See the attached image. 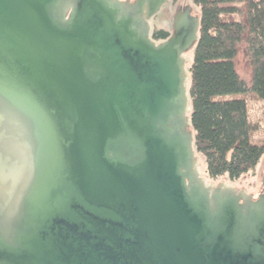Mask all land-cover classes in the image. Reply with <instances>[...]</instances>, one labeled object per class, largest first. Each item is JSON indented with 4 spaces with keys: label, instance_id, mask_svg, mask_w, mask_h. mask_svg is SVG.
<instances>
[{
    "label": "water",
    "instance_id": "obj_1",
    "mask_svg": "<svg viewBox=\"0 0 264 264\" xmlns=\"http://www.w3.org/2000/svg\"><path fill=\"white\" fill-rule=\"evenodd\" d=\"M170 1L0 0V264H264V170L203 177Z\"/></svg>",
    "mask_w": 264,
    "mask_h": 264
},
{
    "label": "trees",
    "instance_id": "obj_2",
    "mask_svg": "<svg viewBox=\"0 0 264 264\" xmlns=\"http://www.w3.org/2000/svg\"><path fill=\"white\" fill-rule=\"evenodd\" d=\"M200 9L199 40L188 64L191 129L204 177L234 183L264 157V0H193ZM171 32L154 30L155 41ZM247 45L250 80L238 72L239 47ZM263 103L258 120L253 102Z\"/></svg>",
    "mask_w": 264,
    "mask_h": 264
},
{
    "label": "rangeland",
    "instance_id": "obj_3",
    "mask_svg": "<svg viewBox=\"0 0 264 264\" xmlns=\"http://www.w3.org/2000/svg\"><path fill=\"white\" fill-rule=\"evenodd\" d=\"M130 1H134V0H130ZM179 5L181 6L190 5L193 7V9L198 14H200V9L194 4L193 0H171L170 3L164 6L161 12L157 14L151 20L152 32L156 29L157 30L164 29L172 33L173 31L172 19ZM186 57L190 60L188 63L190 64L192 60V53H188ZM236 66H237V70L239 74L244 79L250 80L252 72H251V66L248 60V55H247V45L245 43H243L239 47L238 56L236 59ZM262 105L263 103H259L257 101L253 102L251 115L254 120H258V118H260L261 112H262V108H261ZM197 157L199 160L202 175L204 177V168H203L202 158L200 156H197ZM263 170H264V157L254 172L247 174L246 176L241 178L239 181L232 183L228 181L227 179H222L213 184L217 186L223 182L229 185H233L237 190H242V188L244 187V189L249 195H256L257 193H262V190H263V185H262ZM208 182L212 183L210 181Z\"/></svg>",
    "mask_w": 264,
    "mask_h": 264
},
{
    "label": "flooded vegetation",
    "instance_id": "obj_4",
    "mask_svg": "<svg viewBox=\"0 0 264 264\" xmlns=\"http://www.w3.org/2000/svg\"><path fill=\"white\" fill-rule=\"evenodd\" d=\"M182 8H185V7H178V9L176 10V12L179 11V10H181ZM172 21H173V19H172ZM172 27H173V25H172Z\"/></svg>",
    "mask_w": 264,
    "mask_h": 264
}]
</instances>
